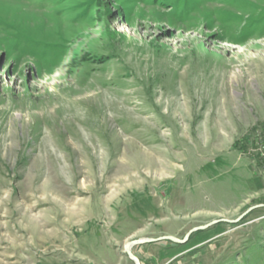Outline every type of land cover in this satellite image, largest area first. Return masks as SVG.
<instances>
[{
  "label": "rangeland",
  "instance_id": "1",
  "mask_svg": "<svg viewBox=\"0 0 264 264\" xmlns=\"http://www.w3.org/2000/svg\"><path fill=\"white\" fill-rule=\"evenodd\" d=\"M139 239L264 264V0H0V264Z\"/></svg>",
  "mask_w": 264,
  "mask_h": 264
},
{
  "label": "water",
  "instance_id": "2",
  "mask_svg": "<svg viewBox=\"0 0 264 264\" xmlns=\"http://www.w3.org/2000/svg\"><path fill=\"white\" fill-rule=\"evenodd\" d=\"M198 229H202V228H198ZM163 239L178 242V240H176L173 237H165ZM150 242H156V241H153L150 239H139V240L131 241L125 245L124 254H126L128 258H130V260H132L135 264H139L138 259L132 254L131 249L136 245H142V244L150 243Z\"/></svg>",
  "mask_w": 264,
  "mask_h": 264
},
{
  "label": "bare ground",
  "instance_id": "3",
  "mask_svg": "<svg viewBox=\"0 0 264 264\" xmlns=\"http://www.w3.org/2000/svg\"><path fill=\"white\" fill-rule=\"evenodd\" d=\"M47 152H48V155H49V156H51V155H52V152H51V150H50V149H49V150H47ZM147 165H148V164L146 163V168H147V169H149V168H151V167H152V168L154 167V165H152V166H147Z\"/></svg>",
  "mask_w": 264,
  "mask_h": 264
}]
</instances>
